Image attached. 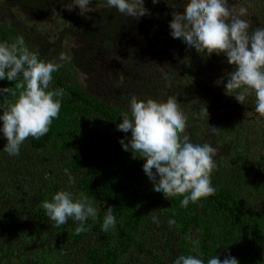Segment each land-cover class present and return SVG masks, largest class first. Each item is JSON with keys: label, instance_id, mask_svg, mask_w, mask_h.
Listing matches in <instances>:
<instances>
[{"label": "trees", "instance_id": "1", "mask_svg": "<svg viewBox=\"0 0 264 264\" xmlns=\"http://www.w3.org/2000/svg\"><path fill=\"white\" fill-rule=\"evenodd\" d=\"M9 1L17 9L47 13L51 2L63 0ZM260 1L257 18L263 20L264 0ZM69 23L72 33L89 30L113 43L131 59L126 63L128 73L142 82L115 97L91 93L77 77V65L83 67L81 55L72 53L70 61L53 73V86L63 88L65 95L49 132L39 139L29 137L16 156L3 151L6 138L0 134V264H172L177 256L192 254L189 236L198 241L195 246L205 264L215 254L223 260L229 252L239 264H264V143L258 148L256 143H241L245 125L239 124L238 115L246 103L221 98L216 88L214 94L207 70L180 60L178 51L159 59L157 75L149 76L154 51L147 55L143 44L155 33L151 24L142 34L133 18L109 7L70 16ZM18 36L14 27L0 23V42ZM25 42L44 60L57 61L64 54L52 43H40L36 49L35 43ZM170 42L186 48L182 54L200 55L178 39ZM0 87L15 89V84L4 80ZM133 95L159 101L174 97L188 116L182 135L198 140L205 133L202 143L218 149L211 176L214 195L185 208L182 197L168 200L155 194L142 170L144 161L133 159L118 142L126 134L116 125ZM12 99L11 93L0 96V106ZM217 107L222 111L213 114ZM210 126L217 128L216 137ZM223 127L235 128L225 141ZM260 132L264 135V129ZM232 153L235 158L229 159ZM69 175L75 178L71 191L102 202L100 219L89 220L88 230L79 234L71 219L61 228L53 227L41 207L42 201L68 187ZM108 206L113 207L117 227L105 233L101 222Z\"/></svg>", "mask_w": 264, "mask_h": 264}, {"label": "clouds", "instance_id": "2", "mask_svg": "<svg viewBox=\"0 0 264 264\" xmlns=\"http://www.w3.org/2000/svg\"><path fill=\"white\" fill-rule=\"evenodd\" d=\"M144 2L106 0L109 8L130 18L148 13ZM159 2L152 0L153 4ZM92 4L93 0H68L64 7L69 11L78 8L80 14H85L91 11ZM171 7L170 36L204 57L223 55L231 71L215 84L223 85L224 94L241 105L254 97L255 112L264 116V26L254 27L247 18L248 8L241 4L236 10L229 6V0H183L182 10ZM69 61L66 54H61L57 61L41 59L29 49L23 36L12 42H0V81L15 84V89L0 87V96L11 93L13 97L0 106V134L6 138L3 151L9 156L19 155L29 137L39 139L46 135L58 118L65 90L53 86V73ZM123 83L121 75L119 84ZM187 122L188 116L174 97L159 101L133 95L128 101V111L121 114L116 125L118 131L126 134L118 140L122 149L130 152L133 159L144 161L142 170L155 194L168 200L182 197L180 204L185 208L190 202L214 195L211 176L218 152L210 143H193L188 135H182ZM216 130L210 126L211 132ZM74 183L75 178L69 175L68 187L42 201L41 207L53 227L61 228L71 219L76 222L75 232L79 234L88 230L89 220L100 219L102 202L83 192L71 191ZM106 209L101 222V231L105 233L117 227L113 207ZM188 239L194 245L190 249L192 254H181L172 264H205L203 254L195 246L198 241L191 236ZM207 264H239V261L229 252L223 260L215 254Z\"/></svg>", "mask_w": 264, "mask_h": 264}, {"label": "rangeland", "instance_id": "3", "mask_svg": "<svg viewBox=\"0 0 264 264\" xmlns=\"http://www.w3.org/2000/svg\"><path fill=\"white\" fill-rule=\"evenodd\" d=\"M165 1L160 0L159 3L153 4L152 0H145L144 7L148 9V13L139 18H133L137 27L140 26L139 29L142 34H144L143 32L146 31L149 24L155 26V33L151 34L149 41L143 44L145 47L142 46L146 50L147 55L154 51L151 56V58H154L153 68H148L147 74L155 77L157 70L161 68V64L157 65V61L164 59L165 55L169 57L174 51L176 53L178 51L180 60H184L194 68L200 67L207 70L206 78H209L214 86L213 93L216 88L222 98L225 95L223 85L217 86L215 81L231 71V66L225 62L223 55L217 56L213 54L211 59H207L202 54L196 58L191 53L182 54V50H186V48H179L176 43L170 42L172 37L170 36L168 21L171 19V12L173 11L171 6L177 8V10H182L180 8H182L183 0H169L171 6H168ZM67 2L68 0L51 2L48 12L40 13L31 11L29 7L17 9L10 4L9 0H0V23L14 27L19 36H23L30 43H35L37 45L36 49L40 46V43L48 42L52 43L53 49L60 48L69 57L72 53H76L77 56L81 55L83 67L80 69L81 63L77 65L79 68L76 71L77 77L91 93L97 95L110 93L115 97L117 93L122 91L126 92L133 88H139V84L142 81L139 79L134 80V77L132 78L131 74L128 73L126 63L130 62L131 59L126 54L119 53L113 43L96 37L89 30H84L82 33L68 31L69 17L83 14H80L78 8H74L72 11L67 10L64 7ZM258 3H261V1L229 0V6L236 10L241 4L248 8L247 18L252 21L254 27L264 26V19L257 18L258 7L260 6ZM107 7L106 0H93L91 11L87 13ZM126 34L127 32L123 33L125 39H127ZM143 57L145 56H140V58ZM177 69L181 70V68ZM121 75L124 77L122 86L119 84ZM218 100L220 99L218 98ZM221 111V108L217 107L212 113L215 114ZM240 111L238 122L241 125H245L243 131L241 130L242 135H239L242 138L241 143L250 146V142L256 143L258 148L260 144L264 143V135L260 132L261 129H264V116L255 112L254 97L250 96L246 106ZM225 127H223L225 134L223 141L226 140V136L229 138L230 134H233L235 130L234 127ZM216 136L217 132L214 133V137ZM251 136L255 137L252 138ZM191 141L193 143L205 142V133H202L198 140L191 139ZM217 145L219 146L218 142ZM223 158H225V154ZM234 158L235 155L232 153V157L229 159Z\"/></svg>", "mask_w": 264, "mask_h": 264}]
</instances>
